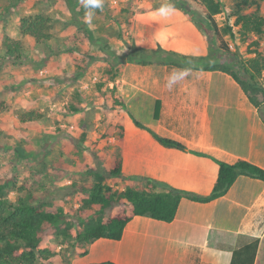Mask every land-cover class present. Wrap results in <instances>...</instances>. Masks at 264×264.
<instances>
[{"label": "crops", "instance_id": "1", "mask_svg": "<svg viewBox=\"0 0 264 264\" xmlns=\"http://www.w3.org/2000/svg\"><path fill=\"white\" fill-rule=\"evenodd\" d=\"M133 21V39L117 45L123 54L130 51L128 45L161 46L194 56V61L205 65L200 58L209 55L205 37L180 9L137 13ZM86 25L97 32L95 38L106 36L103 32L96 37L105 31L97 15ZM174 74L184 75L169 86ZM109 85L124 104L122 110H115L121 116L116 126H123L122 141L117 142L116 134L110 139L120 145L123 175L150 177L204 196L211 193L218 176L219 164L214 159L228 163L245 159L264 168V122L229 74L126 63ZM31 92L35 94L30 96L33 106H39V93L28 90L27 94ZM152 132L183 144L187 150L162 145ZM128 183L141 188L139 181L129 179ZM255 240L254 264H264V182L240 176L225 195L212 201L183 197L171 222L135 216L120 240L99 238L88 246L87 254L77 253L71 262L231 264L234 251Z\"/></svg>", "mask_w": 264, "mask_h": 264}, {"label": "trees", "instance_id": "2", "mask_svg": "<svg viewBox=\"0 0 264 264\" xmlns=\"http://www.w3.org/2000/svg\"><path fill=\"white\" fill-rule=\"evenodd\" d=\"M24 0H10L11 6L18 7ZM67 5L76 22L81 23L79 33L75 36L83 43L85 37L93 42H101L109 45L110 34H105L101 39L95 38L89 27L81 19L80 15L86 13L81 4L78 11L72 3L74 0H62ZM79 1V0H77ZM201 10L190 13L182 6H173L183 11L189 19L203 33L209 47V55L200 57L204 59L205 65H199L194 61L196 57L184 55L174 51H168L161 46L157 48H144L135 44L128 45L130 51L127 54L114 55L111 53L108 59L110 74L112 68H120L126 63L151 65H174L181 68H197L201 70L222 71L229 74L241 87L249 102L258 109L264 122V85L259 78L262 77L264 63L262 53L258 51L255 57L243 62L239 70H235L230 64L217 62L213 52H228L225 36H235L234 27L239 26L242 35H260L264 31V16L258 12L241 11V3L248 4V0L238 3L239 8L233 13L236 15L234 23L218 25L216 16L223 11L222 0H192ZM264 1V0H257ZM12 2V3H11ZM34 2V0L32 1ZM104 6L95 9L94 13L101 19L104 17ZM168 7V6H166ZM146 11H141L143 13ZM54 19L51 14L44 12H31L23 15L18 23V30L22 37H27L34 42L37 48L49 46L54 38L52 33ZM122 38V34H119ZM103 39V40H102ZM217 40L219 43H217ZM254 42V41H253ZM254 44H257L255 41ZM45 48V47H44ZM105 46L102 48L105 50ZM80 47L78 45L69 49V56L81 72L86 69V63L79 57ZM30 47L22 38H11L8 35L0 38V68L16 66L23 63L29 57ZM215 60V61H214ZM203 62V61H202ZM117 73L109 77L108 82L117 78ZM104 82L97 84V91L104 92ZM112 100L109 106L112 110H122L124 104L122 98L116 94L115 87L109 88ZM106 97V96H105ZM73 111L78 109L71 107ZM4 101H0V135L18 137V132L24 125H31L43 120L46 116L45 110L40 106H29L13 117L4 114ZM119 113V112H118ZM137 125H140L136 122ZM115 138L121 142L123 138V126H116ZM153 136L164 146L187 150L183 144L159 136L152 132ZM112 158V164L107 172L99 171L91 166L88 173L93 176V181L81 185L78 206H72L68 210L63 205L56 204L49 199L38 195V187L34 188V182L26 180L19 183V179L10 173L0 174V264H63L60 261L62 253L56 250V245H48L46 233L51 230L53 241L61 245V248L69 246L82 250L79 255L88 252V246L99 238L120 240L126 225L135 216H146L156 220L171 222L175 219L179 204L183 197L193 201L209 202L225 195L233 183L240 176L256 178L264 182V168L245 159H238L234 163H228L214 159L219 164L218 176L213 190L209 195H198L170 186L169 184L150 178L133 176L127 177L122 171L121 148L117 144ZM141 182V188L128 183V180ZM123 184V188L117 186ZM17 193L14 199L10 193ZM258 249V240L248 243L233 253L231 264H254ZM71 250L69 253L71 254ZM67 264H72L71 258ZM97 264H114L105 261Z\"/></svg>", "mask_w": 264, "mask_h": 264}, {"label": "rangeland", "instance_id": "3", "mask_svg": "<svg viewBox=\"0 0 264 264\" xmlns=\"http://www.w3.org/2000/svg\"><path fill=\"white\" fill-rule=\"evenodd\" d=\"M32 1L24 0L18 7L10 4L6 9L4 3L9 5L10 0H0V38L5 35L22 38L30 47L29 57L22 64L0 68V101H4L3 113L16 117L18 112L33 105L30 96L35 94H27V91L35 90L39 93L36 96L41 98L39 106L45 110L46 116L36 124L24 125L18 137L0 135V174L15 175L20 184L26 180L33 181L39 196L68 210L78 206L81 185L93 181V176L88 173L90 167L95 166L102 172L109 171L111 167L117 143L110 139L117 132L116 124L120 123L121 116L109 106L108 79L120 70L114 67L108 74V59L111 53L114 54L112 56L123 54L117 45L128 44V39H133V17L141 11L175 8L173 6L185 7L190 13L201 14V9L192 0H103L105 31L96 37L103 32L106 35L111 33L113 42L106 46L108 42L95 43L85 37L82 43L75 38L81 36V23L76 22L70 12L67 13L64 1ZM241 1L222 0L223 11L216 16L218 25H225L229 18V23H234L236 15L233 13ZM248 1V4H240L241 11H255L264 16V1ZM72 4L81 10L80 0H74ZM31 12L52 15L54 38L49 46L37 48L29 38L20 35L19 20ZM84 15H80L82 20ZM234 32V37L225 36L230 51L213 52L211 55L217 62L228 63L239 70L243 62L255 57L259 47L258 43L254 44V35L246 38L239 26L234 27ZM164 43L168 44V40L164 39ZM76 45L81 49L78 51L81 61L86 63L82 72L68 53ZM104 46L105 50L102 49ZM31 70L32 74H26ZM259 80L264 85L263 75ZM103 82L104 92L99 93L97 84ZM72 106L78 110L73 111ZM117 186L123 188L121 182ZM16 194L11 192L10 197L14 199ZM51 233V230L46 233L47 244L56 245V250L62 253L60 261L63 264H67L74 252L82 250L79 247L74 250L70 245L61 248L53 241Z\"/></svg>", "mask_w": 264, "mask_h": 264}, {"label": "clouds", "instance_id": "4", "mask_svg": "<svg viewBox=\"0 0 264 264\" xmlns=\"http://www.w3.org/2000/svg\"><path fill=\"white\" fill-rule=\"evenodd\" d=\"M80 3L83 4L84 8L86 9L85 13V22L91 23L92 17L94 15V10L102 8L103 6V0H80ZM182 75L184 74H174L169 82V86H171L172 83H175L177 79L182 78Z\"/></svg>", "mask_w": 264, "mask_h": 264}, {"label": "built area", "instance_id": "5", "mask_svg": "<svg viewBox=\"0 0 264 264\" xmlns=\"http://www.w3.org/2000/svg\"><path fill=\"white\" fill-rule=\"evenodd\" d=\"M256 42L258 43L259 51L262 53L263 63H264V31L260 35H254ZM264 76V70L262 72Z\"/></svg>", "mask_w": 264, "mask_h": 264}]
</instances>
